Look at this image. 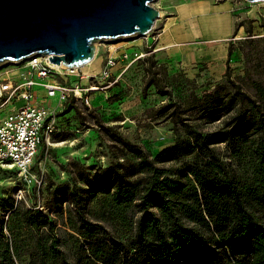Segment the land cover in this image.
<instances>
[{
	"label": "trees",
	"instance_id": "obj_1",
	"mask_svg": "<svg viewBox=\"0 0 264 264\" xmlns=\"http://www.w3.org/2000/svg\"><path fill=\"white\" fill-rule=\"evenodd\" d=\"M231 55L232 46L229 64ZM148 72L153 75L147 86L169 95L157 72ZM257 75L246 67L233 77L229 66L211 90L165 105L161 111H171L168 117L184 131L156 156L120 139L126 152L117 162L93 173L80 169L78 180L90 194L102 195L107 215L100 218L115 231L68 210L66 223L77 233L70 235L84 240L81 255L70 257L48 213L15 209L9 220L20 219L10 227L13 242L0 213V264H17L24 227L23 241L35 240L32 256L39 264H264V79ZM67 103L76 107L73 100ZM179 162L183 166L175 169ZM63 194L76 203L73 193ZM117 226L131 237L118 235Z\"/></svg>",
	"mask_w": 264,
	"mask_h": 264
},
{
	"label": "rangeland",
	"instance_id": "obj_2",
	"mask_svg": "<svg viewBox=\"0 0 264 264\" xmlns=\"http://www.w3.org/2000/svg\"><path fill=\"white\" fill-rule=\"evenodd\" d=\"M233 1L240 8L237 25L242 24L243 31L229 45L232 46L230 63L235 66L232 76L244 74L246 67H252L264 79V42L260 41L264 38V1ZM174 2L151 1V5L161 12L148 34L117 40L103 39L96 43L94 58L81 66L82 70L99 74L110 56L116 57L117 63L112 69L110 87L93 93L91 107L81 102L75 103L76 107H70L67 102L59 104L57 98L44 97L43 90L38 92L37 95L42 98L34 100H43L48 108H52L49 121L54 125L50 136L45 133L33 167L38 180L23 182L15 169L0 163V213L5 222L4 232L11 242L15 237L10 227L17 226L20 219L17 217L12 223L9 220L15 209L43 211L56 219L57 237L70 257L81 255L80 246L84 240L80 238L78 241L76 236L70 235L77 233L66 223L70 215L68 210H72L73 214L85 212L93 221L101 222L107 229L115 231L109 222L100 218L102 214L107 215L102 195L90 194L87 186L78 180L80 169L85 168L93 173L99 167L104 168L117 162L122 153L126 152L125 143L120 139L142 146L153 157L164 148L174 145L184 128L175 125L168 117L171 111L163 113L161 109L169 102L176 103L184 95H202L222 79L215 80L209 76L193 79L182 71L174 72L169 68L164 55L157 52L156 36L161 30V24L173 16ZM152 60L156 61L155 65L151 64ZM87 67L93 69L87 70ZM11 68V64L0 67V75L17 73L16 70L7 71ZM149 69L157 72L159 85L163 90H169V95H161L155 85L147 86V81L153 75L148 72ZM24 104V100L9 103L0 110V119L14 105L21 107ZM215 125H209L207 129H213ZM173 165L175 169L183 166L181 162ZM66 191L75 195V204L63 198V192ZM61 209H64V214ZM27 229L24 227L19 232L21 235L17 243L21 247V255L16 258V262L39 264L37 257L32 256L37 253L35 240L23 241L28 235ZM116 230L126 240L132 235L121 226H117Z\"/></svg>",
	"mask_w": 264,
	"mask_h": 264
},
{
	"label": "water",
	"instance_id": "obj_3",
	"mask_svg": "<svg viewBox=\"0 0 264 264\" xmlns=\"http://www.w3.org/2000/svg\"><path fill=\"white\" fill-rule=\"evenodd\" d=\"M151 1L0 0V66L44 55L81 67L100 40L148 34L161 12Z\"/></svg>",
	"mask_w": 264,
	"mask_h": 264
},
{
	"label": "built area",
	"instance_id": "obj_4",
	"mask_svg": "<svg viewBox=\"0 0 264 264\" xmlns=\"http://www.w3.org/2000/svg\"><path fill=\"white\" fill-rule=\"evenodd\" d=\"M162 31L164 26L158 35ZM116 63V57L107 58L101 72L89 75L87 83H84L86 74L81 67L55 66L49 56H32L25 61L1 64L0 67L13 65L7 71L16 70L17 73L0 75V110L19 100H24L25 104L21 107L14 105L0 119V163L15 169L23 182H36L38 178L33 167L40 145L45 133L50 136L54 131V125L49 121L52 108H48L43 100L35 102V98H42L38 92L43 90L44 97L57 98L59 104L73 100L91 107L93 93L110 87Z\"/></svg>",
	"mask_w": 264,
	"mask_h": 264
},
{
	"label": "crops",
	"instance_id": "obj_5",
	"mask_svg": "<svg viewBox=\"0 0 264 264\" xmlns=\"http://www.w3.org/2000/svg\"><path fill=\"white\" fill-rule=\"evenodd\" d=\"M239 10L233 0H175L173 16L164 20V31L156 36V50L174 72L219 80L229 66L235 69L228 62L229 45L243 31L242 24L237 29Z\"/></svg>",
	"mask_w": 264,
	"mask_h": 264
},
{
	"label": "bare ground",
	"instance_id": "obj_6",
	"mask_svg": "<svg viewBox=\"0 0 264 264\" xmlns=\"http://www.w3.org/2000/svg\"><path fill=\"white\" fill-rule=\"evenodd\" d=\"M135 36H139V35H132V36H127V37H135ZM122 38H125V37H122ZM91 61V60H90ZM89 61V62H90ZM88 62V63H89ZM87 64V63H86ZM55 66H60L59 64H55ZM82 68V67H81ZM83 69V68H82ZM84 71V70H83ZM85 72V74H86V77L84 78V83H87L88 82V76L89 75H93L90 71H84Z\"/></svg>",
	"mask_w": 264,
	"mask_h": 264
}]
</instances>
